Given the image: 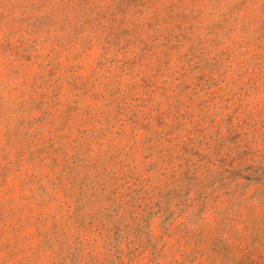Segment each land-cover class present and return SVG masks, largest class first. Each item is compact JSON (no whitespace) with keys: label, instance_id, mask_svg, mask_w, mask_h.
<instances>
[{"label":"rangeland","instance_id":"1","mask_svg":"<svg viewBox=\"0 0 264 264\" xmlns=\"http://www.w3.org/2000/svg\"><path fill=\"white\" fill-rule=\"evenodd\" d=\"M0 264H264V0H0Z\"/></svg>","mask_w":264,"mask_h":264}]
</instances>
